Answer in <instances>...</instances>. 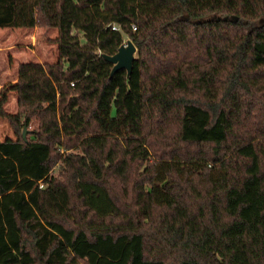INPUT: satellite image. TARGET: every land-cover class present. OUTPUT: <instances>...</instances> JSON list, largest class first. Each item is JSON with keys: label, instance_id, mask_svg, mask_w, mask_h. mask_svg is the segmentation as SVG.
<instances>
[{"label": "trees", "instance_id": "trees-1", "mask_svg": "<svg viewBox=\"0 0 264 264\" xmlns=\"http://www.w3.org/2000/svg\"><path fill=\"white\" fill-rule=\"evenodd\" d=\"M36 26L58 58L0 90V264H264V0H0Z\"/></svg>", "mask_w": 264, "mask_h": 264}, {"label": "rangeland", "instance_id": "rangeland-1", "mask_svg": "<svg viewBox=\"0 0 264 264\" xmlns=\"http://www.w3.org/2000/svg\"><path fill=\"white\" fill-rule=\"evenodd\" d=\"M55 36V29L39 26L34 28H0V90L2 87L16 82L20 64L26 62L46 64L57 61V45L51 41ZM4 109L11 115L18 112L14 92L8 94ZM26 131L29 130L25 129V136ZM15 138L16 135L9 121L0 117V141L14 140Z\"/></svg>", "mask_w": 264, "mask_h": 264}, {"label": "water", "instance_id": "water-1", "mask_svg": "<svg viewBox=\"0 0 264 264\" xmlns=\"http://www.w3.org/2000/svg\"><path fill=\"white\" fill-rule=\"evenodd\" d=\"M136 54V47L131 41H127L125 44L119 47L117 53L113 56L104 55L103 57L109 63L113 64L111 75L116 71L124 69L129 75L132 70V63ZM23 137L25 136V129L22 132Z\"/></svg>", "mask_w": 264, "mask_h": 264}, {"label": "built area", "instance_id": "built-area-1", "mask_svg": "<svg viewBox=\"0 0 264 264\" xmlns=\"http://www.w3.org/2000/svg\"><path fill=\"white\" fill-rule=\"evenodd\" d=\"M133 28H134V30H135V27H133ZM112 29L117 30V27L114 25V26L112 27ZM39 188H43V184H42V183H39Z\"/></svg>", "mask_w": 264, "mask_h": 264}]
</instances>
